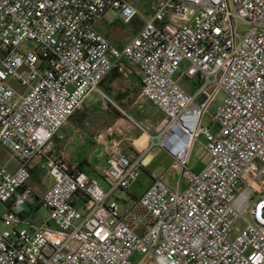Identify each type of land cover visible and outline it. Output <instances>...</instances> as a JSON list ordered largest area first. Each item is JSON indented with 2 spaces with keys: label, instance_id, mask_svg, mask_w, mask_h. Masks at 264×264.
I'll return each mask as SVG.
<instances>
[{
  "label": "built area",
  "instance_id": "built-area-1",
  "mask_svg": "<svg viewBox=\"0 0 264 264\" xmlns=\"http://www.w3.org/2000/svg\"><path fill=\"white\" fill-rule=\"evenodd\" d=\"M151 9L147 16L128 0H0V154L18 163L10 171L0 161V264H264V0H160ZM110 10L124 25L143 23L122 49L95 29ZM123 59L163 116L155 134L141 128L147 150L170 156L181 180L172 190L151 174L122 213L118 201L146 158L111 145L104 188L71 167L54 140L93 93L129 117L100 89ZM183 64L193 94L175 78ZM220 92L212 134L202 122ZM202 135L210 162L196 174L189 160ZM37 158L55 182L44 193L32 183ZM41 206L48 218L34 219Z\"/></svg>",
  "mask_w": 264,
  "mask_h": 264
},
{
  "label": "rangeland",
  "instance_id": "rangeland-1",
  "mask_svg": "<svg viewBox=\"0 0 264 264\" xmlns=\"http://www.w3.org/2000/svg\"><path fill=\"white\" fill-rule=\"evenodd\" d=\"M160 0H132V3L136 7H140V11L149 16L151 13L150 8L158 4ZM129 28V27H126ZM248 32V29L245 27L240 28V33L245 34ZM124 62L127 64V66L132 69L135 72H138V68L132 64L128 59H125ZM188 68V64H183L181 67V71L176 75V80L178 83L184 87L190 94H193L196 89V82L194 81H189L185 78L182 77V73L185 72ZM9 84L18 92H23L25 89L15 80L10 79ZM127 85L125 82H120V84L117 85L116 91L114 92V95H117L119 91H125L127 89ZM139 88V87H136ZM118 90V91H117ZM225 94L224 92H220L211 106L209 110V114H207L202 122L203 127H209L210 131L212 134H216L219 131L218 126L213 125L212 123V116L215 114L217 109L224 103L225 101ZM94 99V100H92ZM92 99L90 103L87 105V108L92 112V118H91V123L92 125L89 128V132L93 133L95 140L99 141L101 144V151L100 154L98 153L99 159L102 161V159L106 158V154L108 149L110 148L111 145L115 143H110L108 139L109 131L113 133V123H112V118L107 114L106 111V101L103 99L102 95L99 93H93L92 94ZM113 100V98H112ZM117 104L116 102H114ZM107 106L110 108L111 104L107 103ZM113 106V105H112ZM137 107H141L140 110L138 109L137 112H131V119L130 124L128 125V138L130 137V141H125L126 143L125 147L132 146L134 147V139L139 138L140 134H144L141 128L146 129L150 134L155 133V128L157 127H152V125L149 123L147 117L143 118L144 114H147L148 107L151 108L153 107L148 101L145 99H142L140 103H138ZM154 108V107H153ZM155 109V108H154ZM137 110V108H136ZM153 110V109H151ZM157 110V109H156ZM108 126V128H107ZM61 135L65 136V132L60 131ZM131 139H133L131 141ZM148 142V138L144 137L141 139L137 145L139 148L144 149L146 143ZM124 143L122 144V148L124 150ZM207 145V139L204 135L200 136L194 143L191 155H190V160H189V167L191 171H193L196 174H200L208 165L210 162V155L206 151L205 147ZM89 150H94V147L89 146ZM152 155L154 156V162L151 164V166L147 170H143L141 173V176L139 180L133 184L128 192H123V198L124 201H118V204L122 210V213L124 212V207H125V202H128V204H131L133 199L135 197H141L144 192L151 186L152 184V178L151 174L157 175L159 178L163 179L170 187H176L178 182L180 183L181 178L180 177V172H176L175 169L173 168V159L168 156L163 150L159 148H153L152 149ZM89 154V153H88ZM144 153L142 152H136L132 154H128L129 156L133 157H140ZM0 161L5 164L10 171H14L15 168H17L18 163L14 158L11 157L10 154L6 152H2L0 154ZM40 161L39 158L35 159L33 164H38ZM100 166L96 168V173L94 174L102 187H106V184L104 183V180L102 179L99 174L101 173L102 169L107 166V161H102L99 164ZM176 174V179L173 177V175ZM40 183L34 184V186L38 189H45V188H52L55 184L54 179L45 173L42 172L40 175ZM39 177V176H36ZM187 186V183H183V187L185 188ZM28 210H30L29 207H27ZM7 210V205L3 204L0 202V219L3 216V214ZM33 218L35 219H47L48 218V211L43 207H39L37 212L33 213ZM32 218V219H33ZM6 225L0 221V231L6 230Z\"/></svg>",
  "mask_w": 264,
  "mask_h": 264
},
{
  "label": "crops",
  "instance_id": "crops-1",
  "mask_svg": "<svg viewBox=\"0 0 264 264\" xmlns=\"http://www.w3.org/2000/svg\"><path fill=\"white\" fill-rule=\"evenodd\" d=\"M128 1L134 7H136L134 3H132V0H128ZM134 1L136 2V0ZM136 8L138 10L141 9L140 7L139 8L136 7ZM151 8L149 11L150 13L152 12ZM126 27H129V28H126ZM142 27H143V23L141 22L140 19L134 20L132 24L130 25H124L120 19V13L118 11L110 10L107 12L105 17L96 24L95 29L102 36L108 39L112 45L122 49L126 45H128L138 35ZM124 60L125 59L122 60L123 70L121 72L117 70L120 75V78L114 81H109V80L108 82L107 80L105 81L106 87L108 88V92L106 95L111 100L113 98L112 100L113 102H115L117 99H120L122 104L121 105L116 104V105L122 108L126 112V114L131 118L130 115H131L132 109H133V112H137L138 109L140 110L141 108V107H137V105L143 99L141 97L142 75L139 71L135 72L132 69H130L127 66V64L124 62ZM122 81L125 82V84L127 85L126 86L127 89L125 91H119L117 95H114L117 85L120 84V82ZM136 87H139V88H136ZM136 92H140V94L136 95ZM91 99H92V94L86 100L83 108L77 111L75 116L72 117L69 120V122L61 130L62 132H65V136L58 134L54 142H55L56 150L61 155H63V157L67 160V162L70 164L71 167L78 170L79 168L86 166L87 171H82V172L87 173L92 178L98 179L94 175L96 173V168L100 166L99 165L100 162L106 161V158L102 159V161L99 159L100 155H98V153L100 154L101 144L99 141L95 140L93 133L89 132V128L92 125L91 123L92 112L87 108V105L90 103ZM106 111H107V114L110 116V118H112L113 120L112 121L113 133L109 131L108 139L110 143L111 142L118 143L120 144L122 148V144L125 141H130V137L128 138V127H129L128 125L130 124L129 117L123 115L120 111H118L112 105L109 108L106 104ZM119 112L121 113V116L123 117L122 119H118L117 113ZM146 117L153 128L158 126L163 119L162 114L158 110L154 109L153 107L151 108L148 107L147 114L143 115V118H146ZM152 134H155V133H152ZM144 137L148 138V142L146 143L144 149H141L138 147L137 143ZM132 140L133 139H131V141ZM133 141L135 143L134 147L132 146L125 147L126 143H124V146H123L124 151L127 154L143 152L144 154L142 155V157L146 158L145 163L146 165H148V167L146 168L147 170L151 166V164L154 162V156L152 155V152H149L147 150L150 144V136L147 134H140L139 138L134 139ZM89 146L94 147V150H92L93 151L92 154H91V150H89ZM106 167L102 169L99 176L102 177V173ZM16 169L17 168H15V170ZM31 170L34 174V178L32 182L33 185L36 183H40V177H41L40 175L42 174V172L37 170V165L33 163L31 165ZM36 176H39V177H36ZM173 177L176 179L177 178L176 174H174ZM179 178H181V176ZM178 185H179V182L176 187H171V189L172 190L178 189ZM46 189L47 188L38 189V191L40 193H44Z\"/></svg>",
  "mask_w": 264,
  "mask_h": 264
},
{
  "label": "trees",
  "instance_id": "trees-1",
  "mask_svg": "<svg viewBox=\"0 0 264 264\" xmlns=\"http://www.w3.org/2000/svg\"><path fill=\"white\" fill-rule=\"evenodd\" d=\"M120 78V75H119V73H118V71L117 70H114V71H112L111 72V74L109 75V77L107 78V79H105L104 80V82L107 80V82H108V80L109 81H114V80H117V79H119ZM102 83L101 84V86H100V89H101V91H103L105 94H107V92H108V88L106 87V82L105 83ZM140 94V92H136V95H139ZM109 95V94H108ZM116 103H117V105H121L122 103H121V101H120V99H117L116 101H115ZM124 105V104H123ZM77 113V112H76ZM75 113V114H76ZM75 114L72 116V117H74L75 116ZM117 115H118V119H122L123 117L121 116V113L119 112V113H117ZM144 170H146V169H144ZM78 171H87V168H86V166H83L82 168H79L78 169Z\"/></svg>",
  "mask_w": 264,
  "mask_h": 264
}]
</instances>
